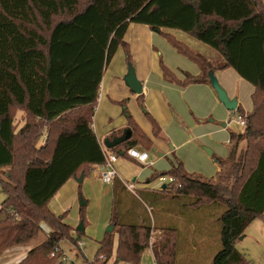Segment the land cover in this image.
I'll list each match as a JSON object with an SVG mask.
<instances>
[{"label": "trees", "instance_id": "trees-1", "mask_svg": "<svg viewBox=\"0 0 264 264\" xmlns=\"http://www.w3.org/2000/svg\"><path fill=\"white\" fill-rule=\"evenodd\" d=\"M56 17L61 19L54 21ZM129 24L145 25L156 33L170 29L189 34L221 55V62L213 66L168 37L178 53L199 66L201 74L180 81L163 69L165 81L179 86L208 84L215 69L231 68L254 87L252 111L246 116L239 108L235 111L244 116V131L230 134L225 159L215 158L220 167L216 177L232 180L237 192L223 204L217 220L220 249L212 261L252 264L235 245L253 221L264 220V102H257L264 96L261 0H0V169L11 168L19 174L8 173L1 181L6 199L0 205L4 216L0 220V256L27 247L45 225L50 230L45 240L17 264H69L58 262V257L60 243L69 238L71 228L48 204L69 180L86 177L92 166L104 162L91 119L103 71L117 49L125 47ZM125 56L129 62L127 51ZM18 110L25 118L16 130ZM129 147L130 140L123 144V156ZM249 155L255 157L252 166H247ZM162 175L175 178L174 185L179 187L173 197L180 207L184 204L180 201H190L189 197L194 198L191 205L200 203L199 198L214 205L219 197V186L187 174L179 162ZM117 192V196L121 194L116 190L114 200ZM155 195L159 194L146 195L152 208L159 202ZM114 200L110 224L119 228L116 260L137 264L149 248L151 228L125 225L115 212ZM177 231L170 227L160 230L167 235L151 248L155 264H176ZM111 253V234L106 233L92 264L99 257L107 261Z\"/></svg>", "mask_w": 264, "mask_h": 264}, {"label": "crops", "instance_id": "crops-1", "mask_svg": "<svg viewBox=\"0 0 264 264\" xmlns=\"http://www.w3.org/2000/svg\"><path fill=\"white\" fill-rule=\"evenodd\" d=\"M168 37L184 45L190 52L204 57L213 66L221 62V55L217 51L189 34L170 29L156 33L148 26L129 24L123 39L125 47L117 49L103 71L98 99L91 119V128L102 151L106 154L119 155L120 159L117 162L121 161L116 162L114 167L116 164L124 166L130 164L133 166V172L136 167H142L123 156L122 149L125 142L119 146L108 147L114 140L122 138L126 129L131 132L129 148L148 153L153 165L142 168L139 178L142 179V185L149 184L151 179L156 177L159 180L162 174L168 173L178 162L187 174L196 175L194 174L196 171L198 172L196 176L201 178L204 176L203 179L206 180L214 179L220 171L215 158L227 157L230 134L233 133L229 122L235 112L225 109L210 83L179 86L164 80L163 69L170 71L180 81H184L185 76L197 77L201 74L199 66L185 55L178 53L170 44ZM126 51L130 55L129 62L125 56ZM128 64L132 66L137 80L141 83L142 92L139 95L133 94L123 82ZM213 74L227 96L236 100V109L242 110L244 116L248 115L252 111L251 98L254 87L240 78L231 68L215 69ZM24 118L23 111H16L14 119L16 130L23 126ZM154 127L157 129L156 132ZM201 147H206L204 150L212 152L209 156L214 159L212 163L216 164L214 170ZM95 166L90 168L83 181L90 178L91 181L96 182L98 178ZM115 171L117 181L122 187L114 180L110 184L99 182L103 186V195H112V203L116 190L124 194L126 193L124 191H129L127 186L139 182L136 178L132 179V184L121 182L119 177L125 180L132 176L130 173V177L127 178L129 173L123 166L118 167L117 170L115 168ZM162 186H165V189L169 188L165 184ZM162 186L160 190H165ZM141 190H144L145 195L150 191L145 188ZM108 224L111 225L110 218ZM202 226L200 227L203 228ZM202 230L199 233H202ZM115 231L118 233L114 227L113 232ZM177 233L176 263L180 252L185 258L197 254L192 240H189L188 244L191 246L188 247V251L185 248L180 249L179 239L182 236L179 231ZM148 249L151 251V248Z\"/></svg>", "mask_w": 264, "mask_h": 264}, {"label": "rangeland", "instance_id": "rangeland-1", "mask_svg": "<svg viewBox=\"0 0 264 264\" xmlns=\"http://www.w3.org/2000/svg\"><path fill=\"white\" fill-rule=\"evenodd\" d=\"M261 2L264 3V0H261ZM60 19L61 17H56L54 21ZM257 102H264V96L259 97ZM229 123L230 130L233 133L241 134L244 131V128L237 123V115L232 116ZM240 147L244 148V143L240 144ZM205 148L201 147V150L214 170L216 166V164L212 163L214 159L207 154L204 150ZM254 158L253 155H249L247 166H252ZM120 166H123L126 172L129 173L127 178L132 173L130 179L123 180V178L120 179L119 177L121 182L132 184L133 178H136L139 182L142 180L139 178L143 167H136L135 172H133V166L130 164L126 166L116 164L114 168L117 170ZM8 173H13L19 177V174H16V170L11 168L0 169V205L6 199L1 181L6 180V174ZM194 174L198 175V172L195 171ZM202 177L204 178V176ZM203 178H201V181L205 184L220 187L219 197L214 200V205H208L210 201L205 198H199L200 203L191 205L194 203V198L189 197L190 201L184 199L180 201L179 204L181 202L184 203L182 204L183 207L182 205L180 207V205H177V199L173 197L178 191L176 190V185L170 186L168 183H164L169 188H173L172 192H160V188L164 184L160 183L156 177L151 179L149 184L142 185V181L133 184V190H126V193H121L119 196H117V192L116 199L114 200L115 212L121 217V221L125 225L135 223L150 226L149 248H153L156 241L165 238L167 233H160V230L169 227L176 228L181 233L182 237L179 239V244H181L180 249L184 250L185 248L188 251V247L191 246L188 244L189 240H192V245L197 249V254H194L191 258H185L181 256L180 252L176 264H212L214 256L220 249V224L217 220L223 211V204L235 197L237 186L233 185L232 180L229 182L222 181L223 179H218L216 176L211 180ZM99 182L101 183L99 179H96L95 182L94 180L91 181L90 178H86L79 183L77 180L72 179L62 187L59 193L48 204V208L55 215L62 217V222L71 228L69 238L64 239L60 243L61 250L68 258L69 264H92L97 259L99 243L105 237L106 230L110 226L108 220L111 214V204L114 202L112 203L111 194L103 195V186ZM142 188L159 194L155 195V198L159 200L157 207H151L149 204L152 203L151 198L146 197L144 190H141ZM3 218L4 216L1 214L0 220ZM142 221L146 223H142ZM81 224L83 225L84 232L80 234L76 230ZM116 229L119 231V228ZM201 229H203L202 233H199ZM49 231L48 227L42 225V231L34 242L24 248L18 247L5 251L0 256V264H17L26 257L27 252L32 247L45 240ZM110 234L112 239L111 257L107 261L99 258L95 264H129L116 260L118 233L112 231ZM242 237V240H238L235 245L236 250L250 263L264 264V221L258 219L253 221ZM137 264H155L152 252L146 249Z\"/></svg>", "mask_w": 264, "mask_h": 264}, {"label": "built area", "instance_id": "built-area-1", "mask_svg": "<svg viewBox=\"0 0 264 264\" xmlns=\"http://www.w3.org/2000/svg\"><path fill=\"white\" fill-rule=\"evenodd\" d=\"M237 123L240 126H244V116H237ZM124 155V154H123ZM125 157L133 160L134 162L140 164L143 168L151 167L153 164L149 160L148 153L140 152L135 148H128L125 151ZM119 155L117 154H106L104 153V162L95 166L97 178L105 184H110L115 178H117V173L114 168V164L117 162ZM162 183H168L169 185H174L176 180L171 176H161L159 179ZM179 187V186H178ZM176 186V188H178ZM133 185L127 186V189L131 191ZM61 255L58 257V262L67 263L69 262L67 257L64 255L63 251L60 248ZM54 256V254H52ZM100 259H104L103 257H99Z\"/></svg>", "mask_w": 264, "mask_h": 264}, {"label": "water", "instance_id": "water-1", "mask_svg": "<svg viewBox=\"0 0 264 264\" xmlns=\"http://www.w3.org/2000/svg\"><path fill=\"white\" fill-rule=\"evenodd\" d=\"M123 82L124 84L130 89V91L133 94H141L142 92V86L141 83L137 80L135 73H134V69L132 68V66L130 64H128V68H127V73L123 78ZM209 82L210 85L212 87V89L215 91L218 100L220 101V103L225 107V109L229 112H235L236 111V107H237V102L235 99H230L226 92L220 87L217 79L215 78L214 74L211 73L209 75ZM131 137V132L130 130L126 129L124 132V135L122 136V138L114 140L113 144L108 145L109 148L113 147V146H119L120 144L128 141ZM207 152L208 155H211L212 152L210 150H205ZM82 175H80V177L77 179V181L79 183L82 182ZM162 189H165V186H162ZM85 205V204H83ZM114 230V226L110 225L106 232L107 233H112V231ZM79 233H83L84 232V228L83 225L81 224L77 230ZM242 236L238 238V240H242ZM76 241H78V239H76Z\"/></svg>", "mask_w": 264, "mask_h": 264}]
</instances>
